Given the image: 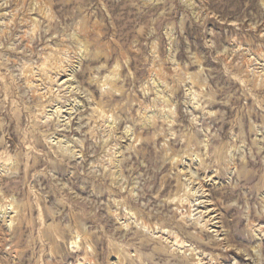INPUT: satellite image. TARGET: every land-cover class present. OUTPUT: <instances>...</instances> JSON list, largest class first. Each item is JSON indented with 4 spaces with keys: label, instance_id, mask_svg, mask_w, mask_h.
<instances>
[{
    "label": "rangeland",
    "instance_id": "rangeland-1",
    "mask_svg": "<svg viewBox=\"0 0 264 264\" xmlns=\"http://www.w3.org/2000/svg\"><path fill=\"white\" fill-rule=\"evenodd\" d=\"M0 264H264V0H0Z\"/></svg>",
    "mask_w": 264,
    "mask_h": 264
},
{
    "label": "bare ground",
    "instance_id": "bare-ground-1",
    "mask_svg": "<svg viewBox=\"0 0 264 264\" xmlns=\"http://www.w3.org/2000/svg\"><path fill=\"white\" fill-rule=\"evenodd\" d=\"M3 205V204H2Z\"/></svg>",
    "mask_w": 264,
    "mask_h": 264
}]
</instances>
